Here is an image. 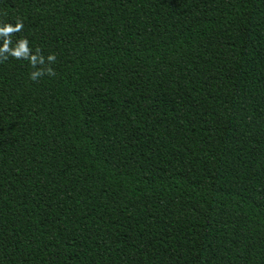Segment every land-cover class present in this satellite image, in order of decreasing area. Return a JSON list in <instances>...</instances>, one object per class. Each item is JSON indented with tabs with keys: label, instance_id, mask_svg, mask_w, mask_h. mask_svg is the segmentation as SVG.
I'll list each match as a JSON object with an SVG mask.
<instances>
[{
	"label": "trees",
	"instance_id": "obj_1",
	"mask_svg": "<svg viewBox=\"0 0 264 264\" xmlns=\"http://www.w3.org/2000/svg\"><path fill=\"white\" fill-rule=\"evenodd\" d=\"M0 264H264V0H0Z\"/></svg>",
	"mask_w": 264,
	"mask_h": 264
}]
</instances>
